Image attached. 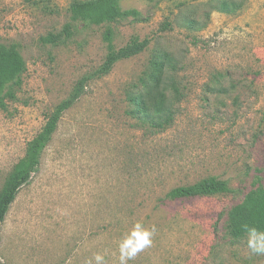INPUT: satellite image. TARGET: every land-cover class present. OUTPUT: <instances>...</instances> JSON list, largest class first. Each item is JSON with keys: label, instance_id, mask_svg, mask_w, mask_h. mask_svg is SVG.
Masks as SVG:
<instances>
[{"label": "rangeland", "instance_id": "1", "mask_svg": "<svg viewBox=\"0 0 264 264\" xmlns=\"http://www.w3.org/2000/svg\"><path fill=\"white\" fill-rule=\"evenodd\" d=\"M89 1L0 0V49L25 67L17 100L0 110V194L48 114L109 46L148 41L59 118L0 224V263L85 264L99 252L118 264L117 240L140 221L156 233L129 264H264L227 229L230 209L264 187V0H121L140 17L99 23L74 16ZM222 3L234 10L221 12ZM65 24L69 40L40 42ZM163 51L177 62L183 98L171 127L150 134L126 97ZM205 178L232 191L166 199Z\"/></svg>", "mask_w": 264, "mask_h": 264}, {"label": "trees", "instance_id": "2", "mask_svg": "<svg viewBox=\"0 0 264 264\" xmlns=\"http://www.w3.org/2000/svg\"><path fill=\"white\" fill-rule=\"evenodd\" d=\"M119 1L121 0H91L77 4L73 8L74 16L92 23L140 17L139 12L135 10L122 11ZM219 10L231 12L234 6L222 3ZM71 30V25L65 24L59 33H48L39 40L42 44L58 45L71 38ZM109 36L108 33L106 41H109ZM147 46L146 39H133L117 50L109 46L102 64L91 73L83 75L74 84L69 95L52 109L39 133L26 144L25 158L14 169L0 194V224L19 189L26 185L31 175L38 170L42 149L50 141L61 115L80 99L89 82L108 75L117 62L140 54ZM24 71L25 67L18 53L0 49V110L6 108L9 102L17 100V93L23 84ZM176 71L177 62L170 53L163 51L155 54L150 58L144 76L139 78V84L126 97L131 107L128 115L137 119L141 126L147 125L150 134L165 132L174 122V104L179 103L183 98L179 85L173 77ZM231 191L232 189L224 181L205 178L192 185L171 190L166 194V199L213 196ZM245 224L264 231V187L261 185L251 189L242 201L228 212L227 229L233 238L240 239L246 236L242 227Z\"/></svg>", "mask_w": 264, "mask_h": 264}, {"label": "clouds", "instance_id": "3", "mask_svg": "<svg viewBox=\"0 0 264 264\" xmlns=\"http://www.w3.org/2000/svg\"><path fill=\"white\" fill-rule=\"evenodd\" d=\"M246 234V247L250 255H264V231L258 227L243 225ZM156 233L155 225L146 227L142 222L133 223L125 233L116 242V253L118 264H129L136 256L153 244V238ZM85 264H107L105 256L101 253H95Z\"/></svg>", "mask_w": 264, "mask_h": 264}]
</instances>
